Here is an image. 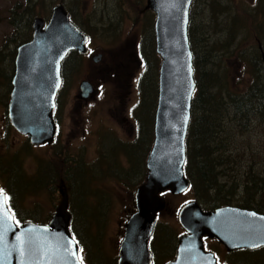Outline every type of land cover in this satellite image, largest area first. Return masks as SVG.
<instances>
[{
    "label": "rangeland",
    "instance_id": "obj_1",
    "mask_svg": "<svg viewBox=\"0 0 264 264\" xmlns=\"http://www.w3.org/2000/svg\"><path fill=\"white\" fill-rule=\"evenodd\" d=\"M146 2L147 0H0V191L9 196L12 193L10 191H13L15 197H18L15 191L21 190L18 194L22 197L15 203L19 210L31 212L35 215L34 221L41 225L47 224L61 201L59 184L54 189L49 185L39 187L42 184L39 182L33 192L29 187L24 189V193L20 189L21 175L29 180L36 176L35 181L48 174L37 175L41 168L45 172L46 168L52 169L60 175L68 169L69 174L75 169L73 167H77L73 179L70 175L67 179L66 176L60 177L57 182H64L68 209L73 206L76 210L75 216L73 215L75 232H72V236L75 241L80 240L86 246L84 253L80 255L83 264H117L125 222L135 211V191L145 182L146 158L153 145L160 65V59L154 51L155 17L150 10L144 9ZM223 3L231 5L227 16L213 12L217 8L220 13L223 12ZM254 4L255 0H193L189 12V27L197 29V33L204 38L205 48L220 43L227 32V17L234 18L238 7L243 5L246 15L242 13L236 19L240 23L238 41L241 40L240 47L250 57L257 51L258 35L264 34L263 25H253L256 23L251 19ZM58 5L65 8L69 18H73L71 21L90 38V49L102 53V65L106 58L116 56L119 59L116 61L118 68L114 65L112 77L102 78L100 67L92 69L90 66L87 72L85 58L70 56L62 70L65 87L58 98L57 142L44 147H32L26 138L10 127L7 119L6 103L13 61L16 49L31 38L33 20L39 17L47 22L52 8ZM15 7L19 10L12 16ZM261 47L264 51V43ZM223 62L229 77L237 82L238 90L244 91L249 84V66L244 62L234 61L233 58H223ZM90 68L95 70L92 77L99 85L97 91L89 97L88 103L75 114L73 96L81 81L90 76ZM92 85L95 90V85ZM248 125L247 131H238V158L231 159L228 165H222L217 170L220 173L218 186L223 195L228 197L225 202H212L214 191L207 193L204 207L196 202V196L191 190L179 196L165 194L162 197L166 208L161 214H157L158 217L156 215L152 245L157 242L162 230L166 231L165 242L169 243L163 251L167 252L166 258L154 256L156 264H167L173 257L172 245L181 230L177 212L185 203L195 202L201 210L209 211L236 206L238 198L239 208L243 205L245 189H251L252 192L248 194L249 203L250 196H260L254 198L253 205L249 208L264 212V122L257 123L256 118H253ZM137 141L139 144L132 146ZM119 143H126V146H119ZM118 154L120 157L116 156ZM71 160L73 161L70 163ZM139 160L142 161L141 175L125 176L122 168L127 169L132 162L134 173V167L138 170L136 167ZM2 161L9 164L2 166ZM76 163H80V167L74 166ZM81 167L87 176L80 174ZM13 172L14 176L18 175L15 180L10 178ZM236 178L238 187L225 185V182L232 183ZM79 209L83 214L78 218L76 214ZM96 249L102 256L98 255ZM260 255H264V251L259 254L258 251L242 252L238 255V264H256L252 260L259 259Z\"/></svg>",
    "mask_w": 264,
    "mask_h": 264
},
{
    "label": "water",
    "instance_id": "obj_2",
    "mask_svg": "<svg viewBox=\"0 0 264 264\" xmlns=\"http://www.w3.org/2000/svg\"><path fill=\"white\" fill-rule=\"evenodd\" d=\"M193 0H147L154 14L155 52L160 58L153 145L147 157L145 182L135 191V212L124 225L117 264H152L148 242L156 215L165 208L160 197L185 193V138L195 92L192 53L188 41L189 11ZM87 37L69 20L62 5L52 8L48 22L32 23L31 40L18 47L7 119L14 131L32 147L51 145L56 137L53 118L61 86L60 65L69 52L85 55ZM264 66V51L258 45ZM94 91L79 87V100L87 102ZM79 106L73 112L78 114ZM60 204L46 225H17L5 195L0 193V264H82L79 247L70 233L71 216L63 182ZM178 223L187 232L180 238L178 255L169 264H217L203 251L201 239L217 240L228 251H254L264 247V215L221 208L204 213L195 202L185 205Z\"/></svg>",
    "mask_w": 264,
    "mask_h": 264
},
{
    "label": "trees",
    "instance_id": "obj_3",
    "mask_svg": "<svg viewBox=\"0 0 264 264\" xmlns=\"http://www.w3.org/2000/svg\"><path fill=\"white\" fill-rule=\"evenodd\" d=\"M223 4L224 6L221 7L224 10L223 12L220 13L218 8L213 10V12L216 11L218 15L227 16L231 10V5L229 3ZM212 7L210 8L212 9ZM18 10L19 9L15 7L12 10V16H15L14 14H16ZM245 11L246 8L242 5L238 7V11L235 12L234 18L230 19L227 17V22L225 24L227 32L222 42L214 43L213 45L208 44L209 47L205 48L206 41L197 33V29H190V27H188L187 31L189 47L193 57L192 66L195 93L191 101V117L185 138L184 171L190 184V189L196 196V202L203 207L206 205L207 193L213 191L214 196L212 197V202L222 203L228 199V197L221 192L220 186H218L220 173L217 170L222 168V165H228L231 159L238 158V131H247L249 128L248 123L253 118H256L257 123L264 122V66L258 51V45L261 46L264 43V34L258 35L257 51L253 53L252 56L248 57L247 54L243 52V48L240 47L241 40L238 41L240 23L239 19L238 22L236 20L237 16H241L242 13L246 15ZM253 11L254 15L251 16V19L253 23L256 22L253 25H263L264 27V0H255ZM223 58H233L234 61L244 62L249 66V84L244 91H239L237 82H235L232 77H229L228 69L223 62ZM138 144L137 141L133 143L132 146ZM72 161L73 160H71L70 163ZM141 162L142 161L139 160L138 167H136L138 170H135L134 167V173H132L133 164L130 162L127 169L122 168L123 174L130 177L140 176V171L142 169ZM7 164L9 163H4L2 161V166ZM79 164L80 163H76L74 166L80 167ZM227 167L228 166H226V168ZM73 168H71L73 170L69 174L68 169L60 175L53 172L52 169L46 168L45 172V169L41 168L37 171V175L41 173L48 174H46L45 177H39L35 181L33 180L36 176L29 180L21 175L22 185H20V189L25 193L26 190L24 189L30 187L29 190L33 192L35 185L39 182L42 183L39 187L42 185H49L50 187L53 186L55 189L59 184L57 181L60 177L63 178L66 176L67 179L72 175L71 179H73L77 167ZM12 174L10 178L11 180H15L18 175L14 176V172ZM80 174L87 176L83 171V167L80 169ZM247 185H250V183ZM20 191L21 190L15 191L16 195L20 197H15L13 191H10L12 192L10 196L8 195L9 208L15 220L18 223L33 222L40 224L38 221H34V214L19 210L16 204L22 197L18 194ZM245 191L243 205L239 208L264 215V212L257 208H249L253 205L255 199L252 198L253 195L250 196L251 203H249L248 199L252 190L245 189ZM254 196L257 197L260 196V194H254ZM81 203L84 202L81 201ZM82 206H84V204ZM82 206L80 205V207ZM80 209L77 210L78 213L76 214L78 218L79 215L83 214ZM68 211L71 214L70 229L72 232H75L73 215L75 216L74 212L76 210L72 206ZM153 231H155V229ZM78 243L82 249L86 248L80 240H78ZM89 251L90 250H88V255ZM96 252L99 256H102L97 249Z\"/></svg>",
    "mask_w": 264,
    "mask_h": 264
},
{
    "label": "flooded vegetation",
    "instance_id": "obj_4",
    "mask_svg": "<svg viewBox=\"0 0 264 264\" xmlns=\"http://www.w3.org/2000/svg\"><path fill=\"white\" fill-rule=\"evenodd\" d=\"M84 34V33H83ZM85 35V34H84ZM88 39L87 41V44H86V51L87 53L85 55H82V54H79L77 52H69L66 57L64 58V60L62 61L61 65H60V79H61V86H60V89L56 95V98H55V109H54V113H53V117H54V121H55V124H56V129H57V133H56V140H55V143L57 142V138H58V123L56 122V112H57V109H58V98L61 94V92L63 91L64 87H65V79L63 77V73H62V70H63V65H65L67 59L70 57V56H81L83 58L86 59V63H87V72L89 70V67L91 66L92 69H95L97 67H100L99 71H100V75L102 76V78L106 77V76H109V77H112L113 75V66L115 65L116 68H118L117 66V59L116 56H113L112 58H106V62L104 65H102V62H103V55L102 53H97L96 50H91L90 49V44H91V40L90 38L85 35ZM31 40V38H30ZM29 40V41H30ZM28 41V42H29ZM22 45V44H21ZM154 45H155V42H154ZM18 49V48H17ZM16 49V50H17ZM154 51H155V47H154ZM15 58H16V54H15ZM15 58H14V61H13V73L11 75V78H10V84H9V87H10V91H9V95H8V100H7V103H6V109L8 107V102H9V96H10V92L12 90V86H11V81H12V78L14 76V70H15V66H14V62H15ZM144 63V62H143ZM102 66V67H101ZM145 66V64H144ZM160 66V65H159ZM90 68V76H86L84 78V80L81 81V83L79 84V87L82 83H86L87 85H89L93 91H97V88H98V85L99 84H96V81L93 79L92 75H93V72L95 70H92ZM158 72H159V68H158ZM144 73V72H143ZM95 85V90H94V87L93 85ZM79 87L77 88V90L75 91V95L73 96V100L75 101V105L79 106L80 107H83V105L87 104V102L85 101H82V100H79ZM157 95H158V76H157ZM156 104H157V99H156ZM156 104H155V107H156ZM156 110V108H155ZM7 112V111H6ZM154 116H155V112H154ZM81 121V119H80ZM9 123V121H8ZM73 123H76V121L73 120ZM10 125V124H9ZM11 127V126H10ZM12 128V127H11ZM13 129V128H12ZM14 130V129H13ZM54 143V144H55ZM125 144V145H124ZM119 146H126V143H119L118 144ZM116 156H119L120 157V154L116 155ZM147 159V158H146ZM100 166V165H99ZM98 166V167H99ZM146 168V167H145ZM238 178H236V180H233L232 183H229V182H225V185L226 186H232V185H235L236 187H238V181H237ZM60 182H63V181H60ZM59 182V183H60ZM165 194H169L168 192L167 193H164L161 197H163ZM252 198L254 199L255 196H252ZM135 202V201H134ZM188 203H185L183 206H181V208L179 209V211L185 206L187 205ZM235 208V209H238V198H237V202H236V206H225V207H221V208ZM216 210V209H214ZM214 210H209V211H204L202 210L204 213H209V212H212ZM179 211L177 212V222H178V214H179ZM161 214V213H160ZM159 215V214H158ZM157 215V217H158ZM157 220V218H156ZM157 222V221H156ZM178 225L180 226V224L178 223ZM180 233L175 237L174 239V245L173 246V257L172 259H169L168 263H171L173 261H175L177 255H178V245H179V240L180 238L182 237H185L187 236V232L180 226ZM167 237V234H166V231L162 230L160 231L159 235H158V238H157V242L154 243L152 245V242L154 241V237L152 236L151 239H150V243H149V252H150V255H151V260H152V264H156V261H155V258L154 256L156 255L157 258H166V253L167 252H163L164 249L166 247H168V242H165V238ZM160 238V239H159ZM201 242H202V246H203V251L207 254H210L213 256V258L215 259L216 263L217 264H238V255L242 252H245L243 250H232V251H228L223 245H221L217 240L215 239H210L208 237H203L201 239ZM153 246V247H152ZM155 252H154V250ZM258 251V254L259 252L261 251H264V247L263 248H260V249H257V250H254V251H249V252H257ZM248 252V251H247ZM172 254V253H171ZM263 259V260H262ZM252 261H255L256 264H264V255H260L259 259H256V260H252ZM251 261V262H252Z\"/></svg>",
    "mask_w": 264,
    "mask_h": 264
},
{
    "label": "bare ground",
    "instance_id": "obj_5",
    "mask_svg": "<svg viewBox=\"0 0 264 264\" xmlns=\"http://www.w3.org/2000/svg\"><path fill=\"white\" fill-rule=\"evenodd\" d=\"M37 19V18H36ZM42 19V18H41ZM120 19V18H119ZM43 20V19H42ZM49 20V19H48ZM48 20H47V22H48ZM44 21V20H43ZM45 22V21H44ZM47 22H45V24L47 23ZM114 26V25H113ZM115 35V34H114ZM154 228H155V226H154ZM160 239V238H159ZM166 239V238H165ZM103 241V240H102ZM170 241V240H169ZM169 243V242H168ZM171 252V251H170ZM104 253V252H103ZM263 264V263H262Z\"/></svg>",
    "mask_w": 264,
    "mask_h": 264
}]
</instances>
